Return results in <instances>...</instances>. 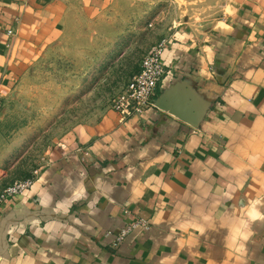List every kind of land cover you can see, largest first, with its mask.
<instances>
[{"label":"crops","instance_id":"0c3cea01","mask_svg":"<svg viewBox=\"0 0 264 264\" xmlns=\"http://www.w3.org/2000/svg\"><path fill=\"white\" fill-rule=\"evenodd\" d=\"M212 1L224 17L165 38L155 105L126 123L110 112L3 201L0 264H264V12ZM131 2L0 0V94L8 55L28 58L78 17L112 40ZM138 217L149 229L114 246Z\"/></svg>","mask_w":264,"mask_h":264},{"label":"rangeland","instance_id":"374dc122","mask_svg":"<svg viewBox=\"0 0 264 264\" xmlns=\"http://www.w3.org/2000/svg\"><path fill=\"white\" fill-rule=\"evenodd\" d=\"M129 1L130 6L118 10L122 16L114 14L112 40L93 37V21L78 17L59 38L36 46L28 58H23L25 51L18 62L8 55L3 76L8 91L0 94V217L2 197L10 187L36 173L40 176L65 145L81 141L79 133H88L117 112L115 102L143 58L173 27L185 22L208 27L226 14L212 0ZM235 1L244 9L255 3L264 12V0ZM16 35L8 37L5 50L11 49ZM128 120L121 118L120 123ZM89 147L80 145L83 150ZM129 209L125 205L127 216L132 215ZM136 220V227L149 229V220Z\"/></svg>","mask_w":264,"mask_h":264},{"label":"built area","instance_id":"2783aa9c","mask_svg":"<svg viewBox=\"0 0 264 264\" xmlns=\"http://www.w3.org/2000/svg\"><path fill=\"white\" fill-rule=\"evenodd\" d=\"M7 34L11 36L14 32L9 30ZM167 46L168 40L163 39L143 58L140 70L130 79L125 89L117 98L114 109L120 114L122 120L140 116L147 108L155 105L154 99L159 84L166 75V68L163 64V53ZM36 175L37 173L31 179L10 187L6 191L5 196L2 197V200L22 195L27 189L32 187ZM135 227L136 225H133V227L123 229L115 240L114 246L122 242L125 236Z\"/></svg>","mask_w":264,"mask_h":264},{"label":"water","instance_id":"95a60500","mask_svg":"<svg viewBox=\"0 0 264 264\" xmlns=\"http://www.w3.org/2000/svg\"><path fill=\"white\" fill-rule=\"evenodd\" d=\"M157 107H161V108H163V106H165L164 104H162V103H159L158 105H156Z\"/></svg>","mask_w":264,"mask_h":264}]
</instances>
